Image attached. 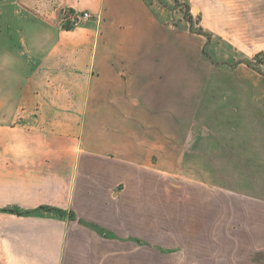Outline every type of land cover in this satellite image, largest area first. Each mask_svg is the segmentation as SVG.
<instances>
[{
	"label": "crops",
	"instance_id": "crops-1",
	"mask_svg": "<svg viewBox=\"0 0 264 264\" xmlns=\"http://www.w3.org/2000/svg\"><path fill=\"white\" fill-rule=\"evenodd\" d=\"M159 1L0 0V264H264V112L233 108L234 192L162 142ZM63 9L89 28L54 38Z\"/></svg>",
	"mask_w": 264,
	"mask_h": 264
},
{
	"label": "rangeland",
	"instance_id": "rangeland-1",
	"mask_svg": "<svg viewBox=\"0 0 264 264\" xmlns=\"http://www.w3.org/2000/svg\"><path fill=\"white\" fill-rule=\"evenodd\" d=\"M158 4L151 9L160 27L153 42L144 20L143 48L145 52L154 48L152 55H145L146 77L152 73L160 84L154 93L160 99L158 112L165 116L170 111L168 103L173 102L178 112L171 130L168 116L161 120L166 137L162 142L176 133L177 145L197 150L195 155L202 148L214 157L223 153L225 167L210 168L209 176L222 178L220 187L234 192L233 108L248 111L250 106L255 112H264V99H260L264 97V0H160ZM65 11L87 12L63 9L60 26L50 31L54 38L61 31L89 28L93 16L69 25L62 22ZM200 107L208 108L204 122ZM202 134L209 136L208 142H202Z\"/></svg>",
	"mask_w": 264,
	"mask_h": 264
},
{
	"label": "built area",
	"instance_id": "built-area-1",
	"mask_svg": "<svg viewBox=\"0 0 264 264\" xmlns=\"http://www.w3.org/2000/svg\"><path fill=\"white\" fill-rule=\"evenodd\" d=\"M92 16L90 13L88 12H84L82 14L76 12V11H65L64 15H63V19L62 22H64V24H69V25H77L79 23H81L82 21H87L89 19H91Z\"/></svg>",
	"mask_w": 264,
	"mask_h": 264
}]
</instances>
